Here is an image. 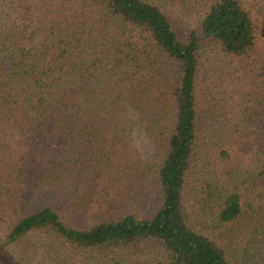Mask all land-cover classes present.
<instances>
[{
    "label": "trees",
    "instance_id": "1",
    "mask_svg": "<svg viewBox=\"0 0 264 264\" xmlns=\"http://www.w3.org/2000/svg\"><path fill=\"white\" fill-rule=\"evenodd\" d=\"M263 48L264 0H0V264H264Z\"/></svg>",
    "mask_w": 264,
    "mask_h": 264
},
{
    "label": "rangeland",
    "instance_id": "2",
    "mask_svg": "<svg viewBox=\"0 0 264 264\" xmlns=\"http://www.w3.org/2000/svg\"><path fill=\"white\" fill-rule=\"evenodd\" d=\"M202 20V14L198 11V9L193 5V1H187L186 4L183 7V10L179 12V14L176 17L175 20V27L179 34L185 35L186 33L198 30ZM210 52L209 46H206L204 48V53L208 55ZM264 52V48H263ZM136 149L145 156V158H148L149 155L152 153V147L149 144L148 140L141 136L136 141ZM252 164V157H248V163H247V169L251 167ZM135 190V189H133ZM139 191H143L140 196H137L136 198H133L137 203H140L141 206H143L146 202H151L156 200V189L153 186H146L144 190L139 189ZM37 241H39L36 238H31V246L35 248L37 245ZM4 253H0V258L3 257ZM6 260V259H5ZM39 263V262H37ZM34 262V264H37ZM47 264V263H42Z\"/></svg>",
    "mask_w": 264,
    "mask_h": 264
}]
</instances>
